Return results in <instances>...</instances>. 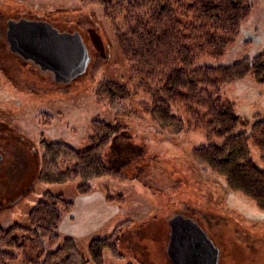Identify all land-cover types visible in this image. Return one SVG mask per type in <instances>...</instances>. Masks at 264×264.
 Returning <instances> with one entry per match:
<instances>
[{
	"label": "rangeland",
	"instance_id": "rangeland-1",
	"mask_svg": "<svg viewBox=\"0 0 264 264\" xmlns=\"http://www.w3.org/2000/svg\"><path fill=\"white\" fill-rule=\"evenodd\" d=\"M250 2L251 14L236 41L220 59L205 57L203 63L230 66L264 53V0ZM22 17L47 21L62 33H78L90 55L86 70L69 82L56 81L52 72L12 52L7 21ZM103 78L129 88L133 82L99 1L0 0V222L26 224L30 209L51 191L74 203L59 230L78 246L76 250L70 243L56 264H173L167 247L170 220L177 214L195 218L209 234L220 249L219 264H264V210L220 179L194 176L185 163L190 148L207 142L205 133L158 121L146 110L152 102L142 91L111 103L96 94ZM222 95L250 122L264 118V83L249 76L222 85ZM94 118L126 125L102 154L105 162L118 167L116 177L91 179L90 196L78 192V180L37 181L40 137L80 148L87 143ZM251 154L260 164L254 147ZM155 163L167 165L178 185L160 182L153 172L142 173ZM107 190L122 196L123 202H108ZM106 237V248L90 249L96 238Z\"/></svg>",
	"mask_w": 264,
	"mask_h": 264
},
{
	"label": "trees",
	"instance_id": "trees-1",
	"mask_svg": "<svg viewBox=\"0 0 264 264\" xmlns=\"http://www.w3.org/2000/svg\"><path fill=\"white\" fill-rule=\"evenodd\" d=\"M96 1L110 20L133 80L129 88L103 78L97 83L96 94L115 103L142 91L152 102L146 110L155 119L205 133L207 142L186 153L188 169L194 176L220 179L227 189L249 196L264 210V118L250 122L222 95V85L249 76L263 84L264 53L230 66L202 62L205 57L220 59L236 41L251 14L250 0ZM125 126L117 119L94 118L87 143L80 148L40 137L43 153L37 181L57 184L78 180V192L91 193V179L116 177L118 167L105 162L102 154ZM252 147L259 153L260 164L252 158ZM170 171L167 165L155 163L142 173L153 172L160 182L177 186V177ZM108 190V202H123L122 196L114 197ZM73 205L62 194L46 191L28 212L26 224L0 222V264H56L67 254L70 243L78 250L75 240L62 236L59 230ZM108 239L96 238L90 249L103 250Z\"/></svg>",
	"mask_w": 264,
	"mask_h": 264
},
{
	"label": "water",
	"instance_id": "water-1",
	"mask_svg": "<svg viewBox=\"0 0 264 264\" xmlns=\"http://www.w3.org/2000/svg\"><path fill=\"white\" fill-rule=\"evenodd\" d=\"M6 37L12 52L52 72L56 81H71L90 61L78 33L59 32L44 20L9 19ZM170 228L167 252L173 264H219V247L196 219L177 214L171 218Z\"/></svg>",
	"mask_w": 264,
	"mask_h": 264
},
{
	"label": "crops",
	"instance_id": "crops-1",
	"mask_svg": "<svg viewBox=\"0 0 264 264\" xmlns=\"http://www.w3.org/2000/svg\"><path fill=\"white\" fill-rule=\"evenodd\" d=\"M90 194H91V193H90ZM90 194H89V196H90ZM90 200H91V199H88V200H85L84 202H90Z\"/></svg>",
	"mask_w": 264,
	"mask_h": 264
}]
</instances>
